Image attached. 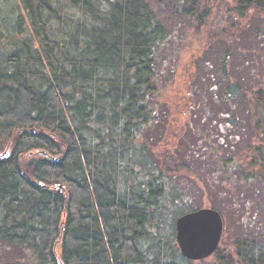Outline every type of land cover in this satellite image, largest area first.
I'll use <instances>...</instances> for the list:
<instances>
[{"label":"trees","instance_id":"obj_1","mask_svg":"<svg viewBox=\"0 0 264 264\" xmlns=\"http://www.w3.org/2000/svg\"><path fill=\"white\" fill-rule=\"evenodd\" d=\"M218 1L199 0L194 13L199 26L225 4L227 25L210 40L232 44L250 27L243 21L251 10L264 13V0ZM169 39L149 0L0 1V251H16L11 261L264 264L263 235L250 234L255 214L248 234L223 239L201 261L184 258L177 230L162 232L168 202L184 199L179 174L202 185L178 151L187 133L219 152L244 135L237 114L217 127L218 145L194 125L195 107L206 102L196 94L197 68L185 83L186 123L178 125L180 104L167 96L174 73L165 77L161 62ZM211 77L216 87L231 78ZM239 92L252 138L237 156L242 168L233 156L220 164L255 193L264 181V81Z\"/></svg>","mask_w":264,"mask_h":264},{"label":"rangeland","instance_id":"obj_2","mask_svg":"<svg viewBox=\"0 0 264 264\" xmlns=\"http://www.w3.org/2000/svg\"><path fill=\"white\" fill-rule=\"evenodd\" d=\"M149 1L170 34L167 50L161 54V62L163 69L168 64L166 69L172 72L168 71L165 77L171 79L174 73L175 79L168 87L167 96L171 101L173 98L180 104V107L178 105L174 107L175 114H173L178 125L182 127L186 123V118L181 117L180 112L186 80L190 73L198 69L195 78L198 84L196 87L199 90L196 94L200 98L204 96L206 102L195 107V117L192 120L194 125L198 126L202 133L207 134L213 144H217V137L220 135L217 127L229 120L230 116L237 114L240 118L236 121V125H239V132L244 130L245 135H240L238 142H233L235 140L233 138V141L227 139L230 147L225 146L219 152L215 145L207 147V141L199 142L201 144L197 146L198 138L193 131L187 133L185 140L179 144L178 151L182 156L183 165L185 164L184 169L190 168L194 176L199 177L202 185L199 186L196 179L189 173L183 175L181 173L176 179L172 176V179H175L174 184L182 191L184 199L168 202L162 232L171 235L174 229L176 231V220L180 213L185 208L199 205L202 208L214 207L225 215L223 235L225 245L231 243L236 236L248 234L245 222L254 214L258 217L253 228L256 231L251 230L250 234L258 237L262 233L263 236L258 238L264 242V181L262 183L257 181L256 187H260L261 191L254 193V190L242 187L244 184L236 181L232 176L226 177L227 174L220 164L221 158L227 159L232 156L238 161L237 156L252 138L238 93L242 92L241 89L239 92V88H258L264 81V13L257 9L251 10L243 21L244 25L248 23L250 27H246L247 29L244 27L245 30L243 29L238 41L229 44L222 40L209 39L227 25L228 13L225 10V4L222 3L218 9L215 8L203 20L202 25L198 26L194 13L199 7V0ZM199 54L201 65L197 64L195 67L194 59ZM225 56L228 59L226 63L223 62ZM225 71L231 78H224L216 87L214 84L217 81L212 79L211 75L213 78H220V74ZM235 90L237 94L233 93ZM227 91L232 93L228 103L224 100L228 96ZM203 109L207 110L205 116L201 115ZM215 160H218V163ZM239 164L241 163L238 161V169L242 168ZM242 216L244 219L241 218ZM5 251H0V264L14 260L16 251L10 249ZM200 264H212V261L209 259Z\"/></svg>","mask_w":264,"mask_h":264},{"label":"water","instance_id":"obj_3","mask_svg":"<svg viewBox=\"0 0 264 264\" xmlns=\"http://www.w3.org/2000/svg\"><path fill=\"white\" fill-rule=\"evenodd\" d=\"M224 218L213 207H203L179 216L176 220L177 242L184 258L200 261L219 249L224 235ZM2 264H17L6 261Z\"/></svg>","mask_w":264,"mask_h":264}]
</instances>
